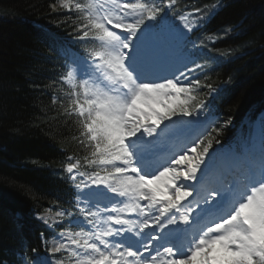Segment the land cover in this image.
I'll return each instance as SVG.
<instances>
[{
	"label": "snow or ice",
	"instance_id": "obj_1",
	"mask_svg": "<svg viewBox=\"0 0 264 264\" xmlns=\"http://www.w3.org/2000/svg\"><path fill=\"white\" fill-rule=\"evenodd\" d=\"M48 7L85 53L51 88L78 154L62 166L72 199L38 206L45 231L20 264H264V120L258 150H218L231 120L208 104L238 53L215 47L235 26L205 30L222 0Z\"/></svg>",
	"mask_w": 264,
	"mask_h": 264
},
{
	"label": "trees",
	"instance_id": "obj_2",
	"mask_svg": "<svg viewBox=\"0 0 264 264\" xmlns=\"http://www.w3.org/2000/svg\"><path fill=\"white\" fill-rule=\"evenodd\" d=\"M52 2L0 0V260L6 264H20L24 250L39 246L45 226L36 219L38 206L73 197L62 166L69 154H78L71 139L78 131L52 104L51 88L69 57L85 53L72 29L54 19ZM222 4L205 30L235 26L215 47L238 53L211 73L218 91L208 104L221 123L231 120L222 149H240L250 120L264 111V0Z\"/></svg>",
	"mask_w": 264,
	"mask_h": 264
},
{
	"label": "rangeland",
	"instance_id": "obj_3",
	"mask_svg": "<svg viewBox=\"0 0 264 264\" xmlns=\"http://www.w3.org/2000/svg\"><path fill=\"white\" fill-rule=\"evenodd\" d=\"M81 56V55H80ZM78 57L77 55H73L69 58L68 64L71 63L72 59ZM67 64V65H68ZM261 120H264V114L260 115L253 127V137L250 145L254 146L256 149H259L260 146V136H261ZM250 146V147H251Z\"/></svg>",
	"mask_w": 264,
	"mask_h": 264
}]
</instances>
